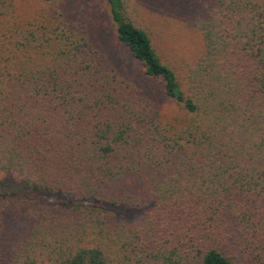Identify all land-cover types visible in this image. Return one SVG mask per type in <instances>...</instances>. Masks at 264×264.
<instances>
[{
  "label": "trees",
  "instance_id": "obj_1",
  "mask_svg": "<svg viewBox=\"0 0 264 264\" xmlns=\"http://www.w3.org/2000/svg\"><path fill=\"white\" fill-rule=\"evenodd\" d=\"M103 1L0 0V264H264V0Z\"/></svg>",
  "mask_w": 264,
  "mask_h": 264
},
{
  "label": "rangeland",
  "instance_id": "obj_2",
  "mask_svg": "<svg viewBox=\"0 0 264 264\" xmlns=\"http://www.w3.org/2000/svg\"><path fill=\"white\" fill-rule=\"evenodd\" d=\"M205 0H133L129 6L130 15L151 28L158 37H164L171 44L177 57L191 59L203 50V41L199 30L188 23L193 12H202ZM69 6L79 17L91 22L104 10L103 0H69ZM188 13V14H187ZM0 182L18 183L8 175L0 173ZM142 210L125 215H141Z\"/></svg>",
  "mask_w": 264,
  "mask_h": 264
}]
</instances>
